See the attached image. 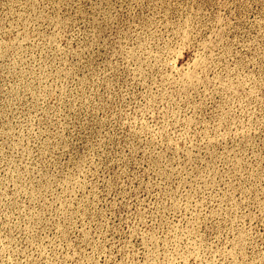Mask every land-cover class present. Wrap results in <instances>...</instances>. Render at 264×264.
I'll use <instances>...</instances> for the list:
<instances>
[{
  "label": "rangeland",
  "instance_id": "obj_1",
  "mask_svg": "<svg viewBox=\"0 0 264 264\" xmlns=\"http://www.w3.org/2000/svg\"><path fill=\"white\" fill-rule=\"evenodd\" d=\"M0 264H264V0H0Z\"/></svg>",
  "mask_w": 264,
  "mask_h": 264
}]
</instances>
